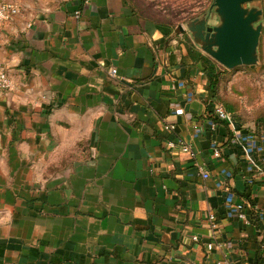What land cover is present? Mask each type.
I'll list each match as a JSON object with an SVG mask.
<instances>
[{"label":"crops","instance_id":"0c3cea01","mask_svg":"<svg viewBox=\"0 0 264 264\" xmlns=\"http://www.w3.org/2000/svg\"><path fill=\"white\" fill-rule=\"evenodd\" d=\"M13 1L0 29L15 84L0 93V264H264V174L216 118L210 56L189 31L129 0ZM178 139L193 153L167 146ZM218 181L254 196L250 222L226 217Z\"/></svg>","mask_w":264,"mask_h":264},{"label":"water","instance_id":"95a60500","mask_svg":"<svg viewBox=\"0 0 264 264\" xmlns=\"http://www.w3.org/2000/svg\"><path fill=\"white\" fill-rule=\"evenodd\" d=\"M257 0H214L208 12L186 22L194 42L227 69L254 65L263 29V11L246 6ZM212 14L216 21L211 22ZM179 28L184 30V26Z\"/></svg>","mask_w":264,"mask_h":264},{"label":"rangeland","instance_id":"374dc122","mask_svg":"<svg viewBox=\"0 0 264 264\" xmlns=\"http://www.w3.org/2000/svg\"><path fill=\"white\" fill-rule=\"evenodd\" d=\"M143 14H153L161 22H168L180 30L186 22L210 10L214 0H129ZM262 9L263 29L258 46L259 61L254 65H242L228 69V79L221 91L223 103L230 105L245 128H255V120L264 114V0L246 6ZM211 22L216 18L212 14Z\"/></svg>","mask_w":264,"mask_h":264},{"label":"built area","instance_id":"2783aa9c","mask_svg":"<svg viewBox=\"0 0 264 264\" xmlns=\"http://www.w3.org/2000/svg\"><path fill=\"white\" fill-rule=\"evenodd\" d=\"M21 11V6L18 2L13 0H0V29L1 27L13 18L15 15L19 14ZM79 15V11L76 12ZM111 74L113 76L117 75V69L112 68ZM181 85L183 83H180ZM15 87L14 81L7 69L6 66L0 64V93L8 92L13 90ZM189 99L193 97V94L190 93L188 95ZM177 113H182L183 109H176ZM214 114L216 118L221 121L227 123L232 129V140L235 145L243 149L246 157L249 161L248 170L249 171H259L264 174V134L262 136L254 135L245 130L244 128L237 126L236 121L233 119L232 114L222 105L215 103L213 108ZM170 129H174V125L169 126ZM167 146L171 149H180L183 152L193 153L192 147L190 144L185 142L182 139L178 140H169L167 142ZM213 153L215 156H220L221 152L218 148L217 144H213ZM201 176L204 179H208L210 177V173L208 170L204 168H200ZM224 176L227 178L232 177V172L223 170ZM217 188L226 191L225 197V206L226 212L225 215L229 219H240L245 223L250 222L248 214L246 212V207L249 206L253 208L252 200L254 196L249 195L246 201L237 200L235 193L233 192L231 186L225 181H218L216 183ZM257 214L261 219H264V212L262 210H258ZM210 223L212 227H217L218 221L217 217L214 213H211L209 216ZM197 239V236L193 237ZM213 244H207V248L211 249ZM218 264H231L228 262L218 263Z\"/></svg>","mask_w":264,"mask_h":264},{"label":"trees","instance_id":"16d2710c","mask_svg":"<svg viewBox=\"0 0 264 264\" xmlns=\"http://www.w3.org/2000/svg\"><path fill=\"white\" fill-rule=\"evenodd\" d=\"M168 23V22H165ZM171 24V23H168ZM201 55V54H200ZM206 63H207V69L210 72L211 75V86L214 90V96L216 97V103L222 104L231 114L235 121H237L240 124V127L244 128L248 132L254 135L262 136L264 134V114L260 117H258L255 120V128H245L239 118L236 116L235 112L232 111V107L230 105H227V107L223 103V98L221 97V91L224 83L228 79V73L229 70L225 68L222 65H219L217 61L211 59L208 56H203ZM232 139V137L230 138Z\"/></svg>","mask_w":264,"mask_h":264}]
</instances>
